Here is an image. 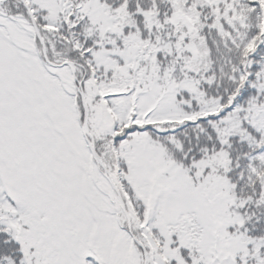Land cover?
Listing matches in <instances>:
<instances>
[{
    "label": "snow or ice",
    "instance_id": "1",
    "mask_svg": "<svg viewBox=\"0 0 264 264\" xmlns=\"http://www.w3.org/2000/svg\"><path fill=\"white\" fill-rule=\"evenodd\" d=\"M0 264H264V0H0Z\"/></svg>",
    "mask_w": 264,
    "mask_h": 264
}]
</instances>
